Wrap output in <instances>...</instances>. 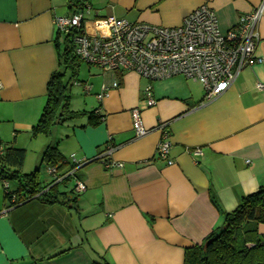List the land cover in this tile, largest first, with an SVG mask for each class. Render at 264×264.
<instances>
[{"label": "crops", "instance_id": "0c3cea01", "mask_svg": "<svg viewBox=\"0 0 264 264\" xmlns=\"http://www.w3.org/2000/svg\"><path fill=\"white\" fill-rule=\"evenodd\" d=\"M85 3L82 27L90 36L107 35L119 19L180 27L204 4L227 32L241 15L264 7V0ZM58 17H73L66 0H0V141L2 150L35 147L34 170L45 166L44 150L56 143L69 163L64 172L72 156L81 162L74 177L86 191L77 195V210L35 198L8 209L0 182V264H183L186 249L222 226V213L233 212L243 197L264 185V92L256 87L264 84V13L256 52L263 63L243 70L220 98L205 103L202 85L183 76L150 83L135 73L100 71L98 79L86 83L91 90L84 105L73 112L100 109L103 120L97 126L88 124V116L66 122L64 147L57 129L51 137H32L50 76L59 67ZM114 81L119 88L97 100L102 85ZM149 85L156 104L147 108ZM135 108L142 111L149 132L137 139ZM160 123L170 133L172 166L156 156L163 136ZM110 138L117 147L110 160L123 167L108 171L93 160ZM198 149L202 154L193 156ZM259 233L264 234V226Z\"/></svg>", "mask_w": 264, "mask_h": 264}, {"label": "built area", "instance_id": "2783aa9c", "mask_svg": "<svg viewBox=\"0 0 264 264\" xmlns=\"http://www.w3.org/2000/svg\"><path fill=\"white\" fill-rule=\"evenodd\" d=\"M263 13L264 7L260 6L252 13L241 15L238 23L227 32L220 30L216 13L208 4L193 11L180 27L167 28L119 19L111 25L107 35L90 36L82 27L83 13L70 18L58 17L55 27L58 32L65 34L76 31L73 38L75 52L82 63L99 68L106 74L135 73L150 83L183 76L202 85L204 102L208 103L220 98L243 70L255 63H263L256 55L260 45L259 24ZM75 84L81 86L78 82ZM256 87L264 92L263 83H258ZM83 88L87 92L91 90L87 84ZM101 88L102 92L96 98L102 102L111 89L119 88V84L114 81L110 86L102 85ZM152 91L153 87L149 85L144 92L147 108L156 104ZM131 115L136 139L149 135L142 122V111L135 108ZM157 128L163 136L156 156L172 166L174 161L170 157L172 145L167 124L160 123ZM104 148L94 161L108 171L122 168L123 164L110 160L117 149L112 144V138ZM191 153L196 157L202 154L200 149ZM71 162L74 168L64 173L58 172L56 167L47 168L48 175L52 177L51 185L61 183L66 178L76 180L74 173L81 162L76 161L74 156ZM74 190L79 195L86 191V185L76 180ZM10 201L8 209L17 206L15 196Z\"/></svg>", "mask_w": 264, "mask_h": 264}, {"label": "trees", "instance_id": "16d2710c", "mask_svg": "<svg viewBox=\"0 0 264 264\" xmlns=\"http://www.w3.org/2000/svg\"><path fill=\"white\" fill-rule=\"evenodd\" d=\"M66 1L73 16L85 11L86 0ZM75 33V30L69 34L59 31L56 35L59 67L50 76L46 103L39 121L33 126V138L40 135L51 137L53 132L63 127L66 122L85 116H88V124L92 126L99 125L103 120V116L97 114L98 109L87 113L73 112L71 109L72 88L79 81L77 76L82 65L75 52ZM2 147L3 143L0 141V182L4 184L6 201L10 203L11 197L15 196L19 206L35 198L48 205L61 204L77 210L79 198L75 190L63 192L60 189V186H66L71 178L54 185H44L40 176L41 167L29 174L23 173L22 168L27 156L24 149L2 150ZM44 151L41 163L47 167H56L58 172L63 173L69 163L63 158L57 144H50ZM73 168L74 165L69 166V169ZM6 183L8 186L5 188ZM10 183L16 185L15 191L10 189ZM240 202L233 212L222 213V226L206 237L202 244L185 250L183 264H264V234L259 233V227L264 225V185L257 192L243 197ZM216 206L220 210L218 203ZM102 264L110 263L104 260Z\"/></svg>", "mask_w": 264, "mask_h": 264}, {"label": "rangeland", "instance_id": "374dc122", "mask_svg": "<svg viewBox=\"0 0 264 264\" xmlns=\"http://www.w3.org/2000/svg\"><path fill=\"white\" fill-rule=\"evenodd\" d=\"M100 73V70L99 68H95V67H91L89 66L88 64L86 63H82L81 65V68L79 70V73H78V80L83 82L84 84L88 83L90 84L92 79H98V74ZM72 93H71V105H72V111H74L76 108H82V106L84 105V99L86 98L87 96V92L85 91L84 88L82 87H79V86H76V84L74 85V87L72 88ZM78 109V110H80ZM77 110V109H76ZM65 128H66V125L61 128H57V135H58V138H60V142L61 140H63V143L61 145V147H64V142H65ZM59 133V134H58ZM62 133V135L60 134ZM42 136V135H41ZM36 139V138H35ZM50 139V138H49ZM51 140V139H50ZM36 141V140H35ZM37 142H32V144H36ZM34 148L35 147H31V148H28V151L27 152V157H26V160L24 162V166L22 168V171L24 173H28L29 174V171H33L35 169V163L37 162V155H35V152H34ZM67 156L69 157V154H67ZM46 166V164H45ZM41 167V179H45L44 181L45 182H50L52 177L50 175H48L47 173V167ZM43 181V180H42ZM45 182H43V184L45 185ZM61 188V191L63 192H67L68 190L70 189H74L75 188V184H74V180H71L69 181L66 186H60ZM10 189L12 191H15L16 190V185L14 183H10ZM264 225H261V227H263Z\"/></svg>", "mask_w": 264, "mask_h": 264}]
</instances>
